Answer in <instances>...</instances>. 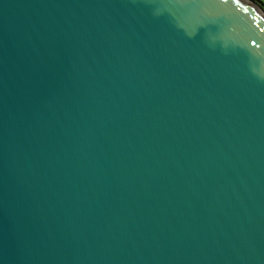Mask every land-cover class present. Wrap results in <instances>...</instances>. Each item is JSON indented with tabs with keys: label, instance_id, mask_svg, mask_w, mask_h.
Here are the masks:
<instances>
[{
	"label": "water",
	"instance_id": "95a60500",
	"mask_svg": "<svg viewBox=\"0 0 264 264\" xmlns=\"http://www.w3.org/2000/svg\"><path fill=\"white\" fill-rule=\"evenodd\" d=\"M0 264H264V7L0 0Z\"/></svg>",
	"mask_w": 264,
	"mask_h": 264
},
{
	"label": "trees",
	"instance_id": "16d2710c",
	"mask_svg": "<svg viewBox=\"0 0 264 264\" xmlns=\"http://www.w3.org/2000/svg\"><path fill=\"white\" fill-rule=\"evenodd\" d=\"M254 1L258 2L262 7H264V4L260 0H254Z\"/></svg>",
	"mask_w": 264,
	"mask_h": 264
},
{
	"label": "rangeland",
	"instance_id": "374dc122",
	"mask_svg": "<svg viewBox=\"0 0 264 264\" xmlns=\"http://www.w3.org/2000/svg\"><path fill=\"white\" fill-rule=\"evenodd\" d=\"M264 4V0H260ZM258 3V2H257Z\"/></svg>",
	"mask_w": 264,
	"mask_h": 264
}]
</instances>
